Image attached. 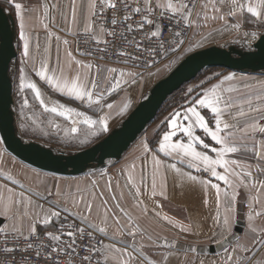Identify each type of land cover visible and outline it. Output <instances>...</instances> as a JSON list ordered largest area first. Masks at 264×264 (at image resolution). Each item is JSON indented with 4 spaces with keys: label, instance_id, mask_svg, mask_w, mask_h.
I'll use <instances>...</instances> for the list:
<instances>
[{
    "label": "snow or ice",
    "instance_id": "obj_1",
    "mask_svg": "<svg viewBox=\"0 0 264 264\" xmlns=\"http://www.w3.org/2000/svg\"><path fill=\"white\" fill-rule=\"evenodd\" d=\"M7 3L15 10L22 46L20 92L27 89L34 94L43 114H47L50 129L61 128L56 118L69 122L71 139H80L83 133L80 143L85 144L107 132L114 105L107 103L106 97L139 87L144 73L78 60L67 39L62 41L69 46L64 49L62 62L61 38L48 31L44 46L38 38L33 43L25 23V13L31 9L17 0ZM51 7L68 26L66 32L75 28L77 34H83V42L92 46L93 50L84 55H92L93 51L110 53L118 63H142L146 68L153 67L158 56L167 58L180 49L193 52L204 48L214 42L217 32H235L237 36L231 43L243 39L249 48L258 38L264 40V33L257 31L264 27V0H80L79 4L69 0L67 11L59 3ZM43 11V27L47 30L48 22L54 24L56 16L50 15L47 3ZM218 22V28L211 27ZM248 24L255 28L246 29ZM137 34H141L140 39H136ZM52 37L57 41L54 67H50ZM29 64L35 76L52 91L100 115L94 119L63 103L50 105L37 83L26 82L25 67ZM101 72L105 75L101 76ZM213 78L216 83H211ZM187 93L191 99L166 118L167 129L160 134L156 146L142 140L141 156L122 167L118 178L104 179L107 173H100L103 186L93 178L84 187L77 183L62 189L59 182L32 187L10 170L0 172V179L7 181L0 183V264H172L173 260L178 264H208L201 258L205 249L180 243V234H185V240L188 236L206 235L217 244L227 241L224 255L211 264H250V254L257 245L264 247V227L255 223L264 217V79L249 81L235 73H214L188 88ZM121 103L122 114L131 100L125 96ZM27 108L29 100L23 97L20 126L25 127L26 120L38 126L37 118L25 115ZM64 135L69 137V131ZM249 156L255 159V165L247 162ZM136 159L142 161L139 168ZM3 164L0 153V165ZM170 177L173 187L181 190L199 185L202 205L211 209L209 214L202 219L188 216L185 223L164 212L162 201L171 198ZM242 198L249 208L246 228L253 237L251 245L241 242L234 231ZM148 217L161 229L177 230L176 237L154 235L140 222ZM208 220L211 224L205 233L204 223ZM189 253L194 255L191 260Z\"/></svg>",
    "mask_w": 264,
    "mask_h": 264
},
{
    "label": "water",
    "instance_id": "obj_2",
    "mask_svg": "<svg viewBox=\"0 0 264 264\" xmlns=\"http://www.w3.org/2000/svg\"><path fill=\"white\" fill-rule=\"evenodd\" d=\"M17 58L14 20L0 5V137L4 148L22 163L39 171L74 177L94 164L120 160L156 120L167 101L203 71L218 68L240 73L264 72V40L258 39L254 50L245 53L218 46L190 53L153 86L118 128L98 143L73 154L58 153L36 141H27L18 133L11 74Z\"/></svg>",
    "mask_w": 264,
    "mask_h": 264
},
{
    "label": "rangeland",
    "instance_id": "obj_3",
    "mask_svg": "<svg viewBox=\"0 0 264 264\" xmlns=\"http://www.w3.org/2000/svg\"><path fill=\"white\" fill-rule=\"evenodd\" d=\"M199 7V4L197 5V8ZM235 22V21H231ZM220 26L219 22L217 24L211 25L213 28H218ZM246 29H254L255 25L248 24L245 26ZM245 29H241V32L244 31ZM205 32L208 31V29L204 30ZM258 32L264 33V27L257 29ZM230 30L225 31V32H217L214 35V42L211 44L206 45L204 48L210 47V46H218L221 47V45H226L225 47H221L224 49H230L234 48L236 51L240 52H248L254 50V45L257 40L252 42V47L249 48L247 47L246 41L243 39H240L239 43H231L232 40H234L237 36L235 32H231L229 34ZM204 48L196 49L201 50ZM193 51V52H195ZM192 52H185L183 51L179 55L163 62L158 69L164 70L162 74H160L162 77L168 75L175 67L176 65L179 64V62L185 58L187 55H189ZM175 60V63H171V61ZM54 62L50 63V66L53 65ZM165 65H169V67H165ZM21 61L16 60L14 62V65L12 67V77L14 79V99H15V104H14V113L16 117V126L18 133L27 141H36L38 143H41L47 147H50L54 149L58 153H64V154H73L76 152H79L81 150H84L91 145H94L95 143H98L99 141L103 140L107 135L110 134L111 130H108L105 133H102L98 137H92L90 138V142L82 144L80 143L81 139H84L83 133L80 135V139H71V133H70V123L67 121H64L63 118H56L57 123L61 124L60 129H50L46 123V115L43 114L42 108L40 107L38 101L35 100L34 94L30 90H25L23 93L20 92L19 90V75H20V68H21ZM227 70L224 69H207L203 71L195 80L192 82L186 84L179 92L175 93L165 104L163 109L160 111L158 117L156 120L149 125V127L145 130V132L139 137V139L133 144V146L126 152V154L120 159V160H111L108 161L104 165H98L94 164L90 166L83 174L79 176H74V177H64V176H57V175H50L48 173L39 171L35 168H32L30 166H26L28 168L29 173H26L23 170L24 176L28 175L31 176V178H35V176H38L36 178L39 179L37 182V185H40L42 182H46L49 186L52 184L59 182L61 188L63 189L65 185L71 184L73 187L79 183L81 187H84L89 183V181L93 178L100 180L101 186H103L104 180L100 179V173L104 172L107 173V175L104 177V179H107V176H112L114 178L119 177L120 169L124 167L128 162L132 161L135 159L136 153L140 151V142L142 140H146L149 142L150 146L155 147L156 146V141L159 139L160 134L167 129V125L164 123L166 118L169 117V115L174 111L180 108L181 105H184L186 103L187 99H191V97L188 96L187 89L196 85H199L202 81H205L206 78L208 77H213L214 73H219V74H228ZM234 72V71H233ZM237 77H244L245 80H259V79H264V72H259V73H240V72H235ZM160 76V77H161ZM25 77H26V82L31 81L37 83V86L41 89V92L45 98H47L49 104L51 105L52 102H59L63 103L66 106L69 107H78V105L74 104L71 99L69 98H64L61 97L60 95L56 94L53 92L44 81H41L39 77H36L34 73L29 72L25 69ZM217 80L213 78L211 80V83H216ZM207 86V84H205ZM198 90V89H197ZM26 97L29 100V108L25 109V115L27 117H35L40 121L38 126H33L31 123V120H26L25 121V127H21V116H20V105L22 103V98ZM81 111V110H78ZM93 116V115H92ZM127 118V117H126ZM125 118V119H126ZM124 119V120H125ZM121 125V124H119ZM118 125V126H119ZM118 126L114 127L113 130L118 128ZM69 131V137H65L64 133L65 131ZM47 133V134H46ZM163 158V157H162ZM247 162L255 165L256 161L254 158L249 156L247 158ZM138 164V162H137ZM22 170L19 171V173ZM39 174V175H37ZM202 176H206V174H201ZM264 178V177H262ZM7 183V182H6ZM24 183V182H23ZM25 184V183H24ZM30 186V185H29ZM33 199H36V197H32ZM43 203V201H39ZM128 204H131V201H128ZM48 205L45 204V207ZM247 208V204H244V201L241 199V202L238 205L239 209V223L234 226V231L241 237V241L243 239L244 233H245V226L247 225V221H244L243 216L244 214L242 213V210ZM145 219V227L147 228V223L155 225V228H157V224L152 221L149 222V218H144ZM27 225V222H25ZM211 222L209 223V225ZM27 227V226H26ZM39 228V226H38ZM149 228V224H148ZM208 226H206V232L208 231ZM159 229V228H158ZM160 233V232H156ZM154 233V235L156 234ZM201 239V237L199 238ZM185 240V239H183ZM107 241V240H106ZM187 244H195L198 247L204 248L205 249V254L201 257L202 259H206L208 262L211 260L213 256L219 257L224 254L223 249L224 247L228 246V242L226 241L225 244H217L215 240L208 239L207 236H203L202 240H195L192 237H188L186 240ZM147 242V241H146ZM184 242V241H183ZM211 247H214L216 251L214 253L211 252ZM188 258L193 259L194 255L189 253Z\"/></svg>",
    "mask_w": 264,
    "mask_h": 264
},
{
    "label": "crops",
    "instance_id": "obj_4",
    "mask_svg": "<svg viewBox=\"0 0 264 264\" xmlns=\"http://www.w3.org/2000/svg\"><path fill=\"white\" fill-rule=\"evenodd\" d=\"M17 2H20L23 5H25L26 8L31 9V11H28L25 13V23H26V27L28 29L29 35H31L33 37V43H35V40L38 38L40 44L42 46H44L48 42V37H47L48 31L55 33L56 35H58L61 38V41L59 42V47H60V56H61L62 62L65 60L64 49H65V47L70 46V50H71L73 56L78 60H81L84 62H92L94 65L121 68L125 72L134 71V72L144 73V75L140 81L139 87H134L133 89H131L127 92L119 91L118 93L113 94L112 96L106 97V102L112 103L114 105V108L111 110V115L109 117V129L108 130H111V132H112V129H114V127L121 124L124 121V119L130 115V113L138 106V104L148 95V93L153 88V86L160 79L165 77V76L162 77L160 75V74H162V72H164V70L158 69L159 66L154 68V69L143 72V71L133 69V68H129V67H125V66H120V65L110 64V63L95 62L93 60L80 57L74 49L73 36L75 34H77L76 29L73 28V30L71 32H66L65 29L68 26L61 22L59 15H57L56 10L51 7L54 3H59L60 7L64 8L67 11V6L69 4V0H17ZM79 2H80V0H77V4H79ZM45 3H47L49 6L50 15L56 16V21L54 24L51 22H48L47 30L43 27V24L46 22L45 21V14L43 11V6ZM0 5H2L5 8L6 12L10 16H12V18L14 20V27L16 30V44H17V50H18V58L17 59L21 61V59H22V57H21L22 46H21V42L18 39V22L16 19L15 10L13 7H11L7 3V0H0ZM64 39H67L70 42L69 46L63 45L62 41ZM50 43H51V53H52L53 62H54V60H55V49H56V45H57V41L55 40V37L50 38ZM54 66H55V64L53 63V65L50 67H54ZM38 67H39V64H37V68ZM75 67L76 66L73 65V69H75ZM25 69L29 72L34 73L32 71L30 64L27 65L25 67ZM93 71H95V69H93ZM148 73H154V75L150 76V75H148ZM229 73H235V72L230 71V72H228V74ZM104 75H105V73L101 72V76H104ZM56 94H58V93H56ZM58 95H60V94H58ZM60 96L65 98V96H62V95H60ZM125 96L129 97V99L131 100V104H130L129 108L127 109V111H125L121 114L120 109L123 107L121 101L124 99ZM66 98H68V97H66ZM71 100H72V102H74V104L78 105V107H75L77 110L85 111L87 114L93 115L94 119L98 115H100L99 112L93 113L92 110L88 109L86 105L81 104V102L75 101L73 99H71ZM107 111L108 110L105 109V112H107ZM0 141H2L1 137H0ZM0 153L3 154V161H4V164L0 165V172L5 171V170H10L18 179H20L22 182H24L26 186H29V185L32 187L38 186L37 182L39 181V179L36 178L38 176H35V178H31V176L28 177V175L24 176L23 170L26 173H29L28 168H26V166H28V165L22 163L21 161H19L15 157H13L10 153H8L6 151V149L4 148L3 143H0ZM139 156H141V151L136 153L135 158H137ZM13 161L15 162L14 164H13ZM137 162H138L137 167L139 168V165L141 164L142 161L140 159H136V163ZM24 165H26V166H24ZM20 170H22V171L19 173ZM50 175H53V174H50ZM6 182L7 181L0 179V183H6ZM169 193H170V197H171L170 200L169 201H162V204L164 205L163 211L166 212L169 216H174L177 220H184V222L187 223L186 217L191 216L193 219H202L203 217L207 216L209 214V212L211 211L210 208H205L202 205L203 192H202L199 185H189V186L185 187L183 190H181L178 187H176V188L173 187L172 180L170 177L169 178ZM252 194L255 195V191H253ZM261 199H264V194L261 195ZM242 200H243V198H242ZM244 204H246V203L244 202ZM248 211H249L248 206L246 209L242 210V213L244 214V216H243L244 221H247L246 214L248 213ZM148 218H149V222L153 221L151 219V217H148ZM144 221H145V219L143 218L140 222L145 227L146 225H145ZM210 222H211V220H208L204 223L205 232H206V226L209 227ZM247 223H248V221H247ZM255 223L260 227H264V217L257 218ZM148 224H149V228H148ZM26 226L27 225L25 224V227ZM156 226H157V228H155V225L153 226V224L147 223V229L150 232H152L153 234L158 231V232H160L161 235H166L169 238H175L177 235V230L169 231L167 229H161L159 225H156ZM244 229H245V233H244V236H243V239L241 242H248L251 245V241L253 238L252 234L248 233L246 226ZM184 235L185 234H180L179 240H180V243L187 244L186 241L183 240ZM188 237H192L195 240H202V238H203V236H200L201 239H199L200 237H195V236H188ZM106 243H108V241H106ZM145 243H147V242L145 241ZM215 251H216V249L214 247L212 249V247H211V252L214 253ZM217 258L218 257L213 256L211 258V260L208 262V264H211V261L214 259H217ZM188 259L191 260L190 258H188ZM257 261L260 262V264H264V247H260L259 245H257V248H256L254 254H250V264H251V262H257ZM172 264H178V262L176 260H173Z\"/></svg>",
    "mask_w": 264,
    "mask_h": 264
},
{
    "label": "built area",
    "instance_id": "obj_5",
    "mask_svg": "<svg viewBox=\"0 0 264 264\" xmlns=\"http://www.w3.org/2000/svg\"><path fill=\"white\" fill-rule=\"evenodd\" d=\"M198 5V3H197ZM112 13L111 11L108 12V16L111 17ZM136 19L138 20L139 17H136ZM164 36L167 37L168 36V32L165 31L164 32ZM191 36V32H189V37ZM131 38V36H130ZM141 38V34H137L136 35V39H140ZM73 41H74V49L76 51V53L80 56V57H83V58H87V59H90V60H93L95 62H102V63H110V64H115V65H120V66H125V67H129V68H133V69H137V70H140V71H148V70H151V69H154L158 66H160L163 62L179 55L180 53H182L184 50L183 49H180L179 51L177 52H174V53H171L167 56V58H165L164 56H158L156 57V64L153 66V67H150V68H146L142 65V63H136V64H133L132 62H129L128 64H122V63H118L117 60L118 58L114 55H111L110 53L108 55L104 54V53H99V52H95L93 51V54L92 55H84L83 53L85 51H88V50H93L92 49V46L88 45V44H85L83 42V34L80 33V34H75L73 36ZM188 44V40L186 39L185 40V45L187 46ZM129 51H132L131 49H129ZM111 52V50H110ZM119 59H123L122 57L119 58ZM40 230V228H38V231ZM50 230H54V229H50ZM101 239H103V237H99ZM106 243V240L104 241ZM18 258H19V254H17Z\"/></svg>",
    "mask_w": 264,
    "mask_h": 264
},
{
    "label": "bare ground",
    "instance_id": "obj_6",
    "mask_svg": "<svg viewBox=\"0 0 264 264\" xmlns=\"http://www.w3.org/2000/svg\"><path fill=\"white\" fill-rule=\"evenodd\" d=\"M257 42V41H256Z\"/></svg>",
    "mask_w": 264,
    "mask_h": 264
}]
</instances>
